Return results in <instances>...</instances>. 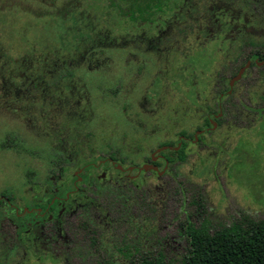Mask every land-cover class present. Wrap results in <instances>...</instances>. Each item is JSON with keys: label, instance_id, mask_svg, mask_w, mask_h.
I'll list each match as a JSON object with an SVG mask.
<instances>
[{"label": "rangeland", "instance_id": "obj_1", "mask_svg": "<svg viewBox=\"0 0 264 264\" xmlns=\"http://www.w3.org/2000/svg\"><path fill=\"white\" fill-rule=\"evenodd\" d=\"M74 1L0 0V8H9L11 12H14V8L20 7L28 13L32 25L37 23L41 17L50 14L56 17L55 11L61 10L63 5ZM193 10L194 7L191 11ZM61 13L59 12L57 16ZM8 15V11H0V45L5 52L0 55V69L4 70L5 76L11 74L9 71H13L12 61L22 52L14 47L10 49L11 45L14 46L22 38H18L15 34L9 36L13 33L15 22H22L19 18H16V21L13 17L5 19ZM3 19H5L4 22ZM236 26L231 25L232 28ZM134 29L137 33L140 32L138 31L140 28L136 29L126 25L120 29L121 32L111 34L117 38L131 39L136 36V34H131ZM69 31L70 34L73 33V30L69 29ZM239 33L251 38L257 37L256 40L259 42L260 39H264V23L253 20L241 28ZM214 39L205 45L206 53L209 55L217 51V57L222 60L221 64L229 67L232 65L229 70L239 65L242 61L241 57L236 61L231 57L232 50L229 45L233 41L228 40L221 45L219 39ZM134 45L132 43L128 45L129 47L112 50L108 65L85 73L84 86L81 83H71L70 77L65 76L58 87L53 89L54 98L68 99L65 100L63 106H66L71 117L66 119V122L74 124L68 129L62 125L60 136L63 138L72 134L77 136L78 132L84 130L80 136L83 141L89 139L92 151H85L83 154L96 160L105 158L109 152H115L116 146L121 147L123 144L124 147L126 144H135V140L138 141L135 136L136 132L146 137L145 144H152V147L154 143L161 140L174 142L175 130L189 129L200 117L198 112L193 115L187 112L186 95H184L186 99L184 101L180 94H174L169 88L165 93L157 94L154 89H146L152 73V60L150 56L140 52L142 45L139 49ZM255 46L260 47L256 42L253 46L246 44L244 46L246 49L243 51ZM27 47L29 43L23 48ZM35 48V54H45V49L41 46L36 45ZM59 55L62 56L61 53ZM135 64H142L143 67L135 72ZM39 65L34 61V68L30 69V72L39 71L41 67ZM15 74L14 72V76ZM179 86L186 88L185 85ZM207 86L208 95H213L217 88L216 83L212 80ZM83 87L88 88L91 108L85 106L87 99L81 98ZM246 91L250 93L241 101L245 103L247 109L238 103L235 107L231 106L229 114L233 115H229L228 121L234 126L252 127L234 136L231 131L225 129L224 126L227 124L225 121L211 140L207 138L209 142L206 145L194 147L188 143L185 163L176 164L171 170L172 175L163 178L172 187L173 195H170L171 199L165 203L163 225L154 234V240L156 243H162L161 241L166 236L175 237L172 241L173 247H171L174 250L165 252V255H177L183 252V241H179L176 235L181 231L180 223L184 222L186 214L191 215V222L195 224L201 217L205 218L209 230L218 228L220 225L227 226L240 220L242 216L256 220L264 219V115L260 119L261 114L253 110L260 106L264 107V80L252 81V87ZM238 94L239 96L245 95L243 87ZM190 96L192 105L194 96ZM18 104H20V109L25 103L18 102ZM12 105L8 99L4 107L0 108V206L5 204L4 210L7 208L8 201L13 206H16L18 201L24 209L26 206L33 205L36 194H51L50 185L53 184V181L49 179L51 176H59L60 186L57 189L64 190L63 184L68 183L73 172L77 170L74 165L75 161L65 157L66 151H70L72 146L61 141L56 143L54 140L57 137L56 129L51 130L45 121L37 118L17 116L18 111L15 115V112L4 110ZM240 113H243V121L238 120L237 116ZM86 122H90V127H84ZM88 131L92 133L89 136H87ZM53 141H55L54 144ZM73 144H76V139H73ZM82 144L85 147L84 142ZM64 145L67 147L64 148ZM199 153L205 156L203 163L195 162ZM67 155L71 157V154ZM103 169L101 165L94 166L91 173H106ZM181 195L184 198L182 204H180ZM36 197L39 198L38 195ZM100 199L102 202V197ZM189 200H193V204L184 205V201ZM195 202H198L199 207L195 206ZM7 213L11 214L9 218L14 215L12 210ZM0 214V216L4 214L2 207ZM7 218L8 215L4 219L0 218V264H49L33 261V256L29 252L24 254L23 244L16 241L14 236L15 232L21 234V231L18 228L14 231V225ZM14 222L19 224L18 220ZM70 229L75 233L73 226ZM65 234H69L68 228ZM55 238H57L56 233L49 223L41 227L40 239L47 249L55 248ZM149 254L151 255L147 256H153L155 249ZM140 255L142 254L136 252L132 256L134 262L138 261ZM85 261L87 263L86 259L81 263L76 257L69 259L66 264H86Z\"/></svg>", "mask_w": 264, "mask_h": 264}, {"label": "trees", "instance_id": "obj_2", "mask_svg": "<svg viewBox=\"0 0 264 264\" xmlns=\"http://www.w3.org/2000/svg\"><path fill=\"white\" fill-rule=\"evenodd\" d=\"M248 1L75 0L55 11L56 17L50 14L41 17L32 25L28 13L20 7L11 12L9 8L2 6L4 9L0 8V11L9 12L5 19L19 18L22 22L15 20L13 33L9 34L22 38L14 46L9 43L10 49L14 47L22 52L12 61L13 71H9L11 74L5 76L4 70L0 69L4 92L9 89V83L15 81L16 100L24 102L28 88L31 87V105L37 109L41 108L39 112H48L49 118L54 119L56 114L52 112V107H47L45 99L39 98L35 91L40 87L37 82L46 81L49 91L61 78L67 75L72 77L74 71L79 70L76 79L85 85V73L106 65L107 51L121 47V39L114 37L112 32L119 33L126 25L137 28L156 21L161 24L162 18H174L175 22H178L181 16L185 18L182 22L186 25L184 27L189 25L194 35L196 31L200 32L203 28L212 26L216 18L228 16V10L231 8L234 10L237 6V10L246 7ZM193 7L194 10L191 11ZM59 12L62 13L57 16ZM187 18H190V21ZM69 29L73 30L72 34ZM183 31H186V28ZM165 33L167 35L158 41L157 46V40L150 39V47L158 48L162 43V46L166 45L168 52L182 50L179 31ZM203 42L205 40H196L195 43L202 45ZM28 43L29 47L23 48ZM36 45L44 48L45 54H35ZM3 54L5 52L0 45V55ZM198 54L199 52L193 55L192 63ZM262 56L264 54L259 51H252L248 55L259 58ZM34 61L43 66L47 65L48 68L45 72H30L27 68L34 65ZM262 75L264 79V72ZM48 95L50 96L49 93ZM7 97L8 94L5 93L3 101ZM89 105L92 107L91 102ZM170 152L171 156L164 154L168 162L185 161L183 143L178 150ZM173 154L175 156H172ZM111 180L113 185L104 188H100L103 180L96 183L100 188L98 195L102 196L103 202L107 204V213L105 209H101L99 214H89V208L85 207L75 225L67 224L69 234L62 237L66 250H59L65 257H77L81 263L86 259V264H264V219L256 220L247 216H242L240 220L227 226L220 225L209 230L205 218L201 217L195 224L191 222V215L186 214L184 222L180 223L181 231L176 235L179 241H183V252L165 255V252L174 250L171 247L175 237L166 236L162 243H156L154 234L163 225L165 203L171 199L170 195H173L168 181L163 180L151 187L134 189L129 185L132 180L118 171L112 175ZM183 199L181 195L180 204ZM187 204L191 206L193 200L184 201V205ZM195 206L199 207L198 202H195ZM71 226L76 234L71 232ZM153 249L155 254L147 256L151 255L149 253ZM136 252L142 255L134 262L132 256ZM61 254L60 256H63Z\"/></svg>", "mask_w": 264, "mask_h": 264}, {"label": "flooded vegetation", "instance_id": "obj_3", "mask_svg": "<svg viewBox=\"0 0 264 264\" xmlns=\"http://www.w3.org/2000/svg\"><path fill=\"white\" fill-rule=\"evenodd\" d=\"M219 3L221 4V2ZM236 8H234V10L231 8V10H228V16L225 18H216L212 26L203 28L200 32L196 31L194 35L191 33L189 25L184 27L186 25H183L182 22L185 18L180 16L177 20L178 22H175L174 18H162L161 24L156 21L157 23L155 22L151 25L147 24L146 26L137 27L136 29L140 28V30L138 29L140 32L137 33L134 29L131 34H136L135 38L138 40L133 37H131V39L119 37L121 39V48L129 47L128 45L133 43L135 44V48L139 49L142 45L143 47L140 49V52H143V55L150 56L152 60V73L150 75L149 85L146 87L147 90L154 89L155 94H157L160 92L165 93L168 88L172 89L174 94H180L184 101L187 99V112H189L190 115L197 112L199 113L200 117L189 129L180 128L174 131V135L176 136L174 142L172 140H161L154 143L155 145L152 147V144H145L146 137L136 132L135 136L138 138V141L135 140V144H126L124 147L123 144L121 147L116 146L115 152H109L105 158L96 160L95 158L83 154L85 151H92L89 139L87 138V140L83 141L80 136L82 134L81 132L84 130L78 132L77 136H73V134L64 138L60 136V127L62 125L65 129H68L69 126H74L73 123L66 122V119L71 117L66 106H63L65 105V100L68 99L53 97V89L58 87L63 78L54 83L49 91L46 81L37 82V85H40V87L39 90H35L39 98L45 99L47 107L48 105L52 107V112L56 114V118L54 119L49 118L48 112H39L41 108L37 109L35 106L31 105V87L28 88L25 97L27 100H24V106L19 109L20 104L17 106L15 81H11L9 83V89L7 88L8 92H4L2 80H0V108L4 107L3 105L6 104L9 99V103L13 105L12 107L4 109L7 112H15L14 114L16 115V111H18L17 116L20 115L22 118L34 117L45 121L47 127L51 130L56 129L57 137L54 140L56 143L61 141L66 145L72 146L70 151H66L65 157H67L68 160H74V165H76L75 169H77L69 178L68 183L63 184L65 187L64 190L57 189L58 186H60L58 175L49 177L51 182L53 181V184L50 185L52 193L46 195L36 194L39 198L36 196L34 197L36 199H33V205L31 204L23 209L21 204H18V201L15 204L16 206H13L8 201L5 210V204L0 206V212L2 207L4 213L0 218L2 217L4 219L6 215H8L9 218L11 214L7 212H11V210L14 213L9 220L11 224L14 225V231L15 228L21 231V234L15 232L14 236L16 241L23 244L24 254L29 252V254L33 256V261L49 264H66L69 262V259H75L76 257H65L64 253L61 254L59 252V250L63 252L66 250L62 237L66 236L67 224L70 223V225H75L80 218L79 214L83 211V208L86 209L88 207V213L93 215L101 213V209H105L107 213V206L103 201L101 202L100 197L102 196L98 195V189L107 187V185H113V180H111V178L116 171L132 180L131 184H129L131 188L142 189L144 187H151L154 183L163 182L165 176L168 175L170 177L172 175L171 170L176 164L182 165L185 163L187 158L186 146L188 143L194 147L206 145V143L209 142L207 138L211 140V137L219 132L225 121H227V124L224 126L225 129L231 131L234 136H237L238 133L246 132L252 127L250 126L247 128L244 125L234 126L229 124L228 117L233 115L232 113L229 114L231 106L235 107L238 103L245 107V103L241 100L248 97L247 94L250 92L246 90L252 87V81L264 80L262 75V72H264V56L261 58L248 57L252 51H259L264 54V39H260V41L257 42V37L251 38L243 34L240 35L239 33L241 28L245 27L247 23H251L253 20H259L264 23V0H249L246 7L235 10ZM187 20L190 21V18H187ZM231 25L237 26L236 28H232ZM185 28L186 31H183ZM173 31H179L180 43L183 45L182 50H177L173 53L171 50L168 52L166 45L162 46V43L158 48L155 46L154 48L150 47V39L157 40L155 41L157 46L158 41L165 38L167 35L165 32L169 34L173 33ZM214 38L219 39L221 45L224 44L225 41H233L232 44L229 45L232 50L231 57H233L235 61L240 57L242 59L239 65L234 69L229 70L232 65L229 67L226 64H221L222 60L217 57V51L209 55L206 53L205 45L215 40ZM196 40H205V42H203L202 45H198L195 43ZM255 42L258 46L260 45L259 48L255 46L251 49L248 48L247 51H243L246 49L244 47L246 44L253 46ZM111 51L112 50L107 51L106 65H108ZM198 52V56L194 59V63H192L193 55H196ZM32 66H29L27 69L30 70L34 68V66ZM39 66H41L39 68L41 72H45L48 68L47 65ZM141 67H143L142 64H135V72H138ZM241 67L244 68L238 78L232 80ZM78 73L79 70H75L72 77L67 75L70 77L69 81L71 83H80L79 80L76 79ZM212 80L216 83L217 88L215 93L210 96L208 95L209 89L207 85ZM244 80L246 82H244ZM117 81L119 82L118 78ZM197 81L200 82L197 84ZM179 85H185L186 88L183 89V87ZM242 87L245 95L239 96L238 92ZM5 93L8 94V97L3 101L2 97ZM81 93V98L87 99L85 106L91 108L89 105L90 97L88 88L83 87ZM184 95H186V99ZM190 95L194 96L192 105ZM245 109H247V107H245ZM253 110L261 114L260 119L263 117V106L253 108ZM34 111H37V113ZM242 115L243 113L238 114L237 117L239 121H243ZM48 122H50L51 127L48 126ZM89 123L90 122H86L84 127H90ZM155 124H157V122H155ZM238 128H240V131H238ZM91 134L90 131L87 132V136ZM73 139H76V144H73ZM55 141H53V144ZM83 142L85 147L82 144ZM182 143L185 161L179 162L175 160L173 162H168L165 155L171 156L172 153L170 151L178 150ZM65 147L67 146L64 145V148ZM67 154H71V157H68ZM205 155L206 158H208L207 154ZM172 156H175V154ZM196 158V163H203L205 156L199 153ZM99 165L104 167L106 173H91L93 167ZM144 166L146 168H144ZM102 174L105 175L102 176ZM100 180H103V182H101L102 185L99 188L96 183ZM87 192L89 194H87ZM82 205L84 206L82 207ZM15 220H18L19 224L15 223ZM46 223H49V226L53 228L57 236V238H55L56 243H54L55 248H51L50 250L45 247V244H43L40 239L41 227ZM60 254L63 256H60Z\"/></svg>", "mask_w": 264, "mask_h": 264}, {"label": "water", "instance_id": "obj_4", "mask_svg": "<svg viewBox=\"0 0 264 264\" xmlns=\"http://www.w3.org/2000/svg\"><path fill=\"white\" fill-rule=\"evenodd\" d=\"M246 64H247V63H246ZM243 68H244V67H241V68L239 69L237 75H236L232 80L238 78V76H239V74L241 73V71L243 70ZM144 168H146V167L144 166Z\"/></svg>", "mask_w": 264, "mask_h": 264}]
</instances>
